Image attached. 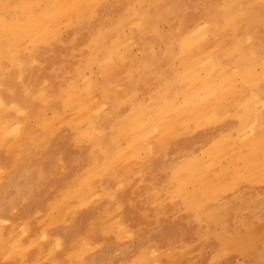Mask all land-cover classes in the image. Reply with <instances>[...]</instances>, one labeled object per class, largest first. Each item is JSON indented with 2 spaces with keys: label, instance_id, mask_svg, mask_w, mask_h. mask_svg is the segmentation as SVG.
Returning a JSON list of instances; mask_svg holds the SVG:
<instances>
[{
  "label": "bare ground",
  "instance_id": "bare-ground-1",
  "mask_svg": "<svg viewBox=\"0 0 264 264\" xmlns=\"http://www.w3.org/2000/svg\"><path fill=\"white\" fill-rule=\"evenodd\" d=\"M66 1L51 0L53 11L48 15L73 18L84 5L96 3L76 0L68 7ZM157 1L158 15L164 18L169 8L165 0ZM25 2L32 12L22 10L24 22L13 24L9 37L14 39L16 29L53 31L52 22L39 26L48 15L37 14L36 0ZM229 2L221 10L209 0L206 18L187 26L185 34L193 44L183 48L182 43L178 59L169 68L129 83L126 77L130 88L119 87L125 95L122 101L139 91L148 99L105 109L106 98L101 96V111L114 118V124L107 126L102 120L99 125L92 113L85 114L92 132L108 137L110 130L115 132L113 138L101 137L95 157H90L84 140L77 137V142H71L59 136L53 142L61 145L60 150L52 146L47 156L53 161L34 162L51 172L47 180H42L44 168L38 172L37 194L44 204L40 209L36 205L34 223L28 213L21 212L39 187L35 179L39 167L18 169L7 176L6 169L9 147L21 164L25 144L31 142L35 149L37 141L25 136V125L8 121V129L17 134L11 139L0 133V261L237 264L243 259L240 264H264V237L258 242L251 238L253 231L264 236V10L260 7L264 0ZM154 5L150 1L147 10L134 6L131 18L146 27L156 15L149 12H154ZM239 18L245 20L244 26L237 22ZM114 39L108 65L117 68L125 63ZM202 59L203 66L197 65ZM19 64L24 71V63ZM91 84L85 94L88 99L96 93L97 85ZM40 95L49 99L52 94L41 89ZM0 104L4 99L0 98ZM49 111L57 109L52 105ZM74 165L82 172L79 179L71 175ZM11 199L16 200L19 215L15 227L6 232L10 216L4 207ZM222 203L227 210L218 209ZM147 216L154 222L146 221ZM253 244H257L258 258L250 253Z\"/></svg>",
  "mask_w": 264,
  "mask_h": 264
},
{
  "label": "rangeland",
  "instance_id": "rangeland-1",
  "mask_svg": "<svg viewBox=\"0 0 264 264\" xmlns=\"http://www.w3.org/2000/svg\"><path fill=\"white\" fill-rule=\"evenodd\" d=\"M75 1L67 0V6L71 7ZM150 1L155 2V9L154 12L152 10L149 12L156 15H153V20L143 27L131 18V10L134 6L147 10ZM165 1V7L169 8V12H165L164 18L158 15L160 5H157L160 1L157 0H93L92 2H96L94 6L84 5L83 10L76 11L73 18H56L54 12L53 15H48L50 10L53 11L49 9L52 7L51 0H36L37 3L33 6L37 14L48 15L39 26L42 28L52 22L53 31L37 28L32 33H23L16 29L13 39L9 37L13 24L24 22L25 15L22 10L32 12V8H28L30 3H26L25 0H0V11L5 10V14L0 15V98L4 99V104H0V118L4 120V123L0 124V133L14 139L17 132L14 133L12 128L8 129V121L18 122L25 125V136L37 141L35 149H32L31 142L25 144L22 152L24 154L19 158L21 164L15 161V150L9 147L7 152L10 162L6 176L18 169L39 167L35 175L39 187L32 196V203L26 204L24 207L27 209L21 212L24 216L28 213L31 222L34 223L37 219L34 211L36 205L38 204L40 209L44 204L41 196L37 194L41 186L38 172L40 168L45 169L46 174L42 180H47L48 174L51 173L45 166L35 165L34 162L53 161L47 157L49 149L52 146L58 150L61 148L58 142L53 141L59 136H66L71 138L69 139L71 142H77L78 137L89 144L90 157H95L101 149V137L113 138L115 132L110 130L109 132H112L110 137L92 132L91 123L85 114L92 113L93 119L99 125L101 120L105 126L114 124V118H111L107 112L101 111L99 107L101 96L106 98L105 101L103 100L107 103L105 109L125 102L130 107L136 100L142 103L143 99H148L149 96L141 91L133 92L126 101L120 100V98L124 99L125 95L119 87L130 88L127 83L139 77H155V71L169 68L178 59V51L181 50L182 43H184L183 48H186L187 44H193L188 34H185L187 26L193 21L206 18L204 10L209 0ZM174 1L178 6L173 3ZM211 1L221 10L230 4V0L221 4L215 3L217 0ZM120 2H123L121 6H119ZM260 7L264 10L262 3ZM8 15L10 18L6 21ZM237 22L244 26L245 20L239 18ZM177 24L180 29L179 26L175 27ZM115 32L118 37H115ZM114 38L118 41V50L125 63V66L121 63V67L117 68L108 65ZM11 52L17 56V60ZM20 61L24 63V71L19 64ZM204 62L205 60L202 59L197 65L203 66ZM123 67H128V71L124 72ZM117 77L121 78V83L115 82ZM126 77L127 83L124 80ZM91 82L94 87L97 85V88L93 97L88 99L85 94L89 92ZM154 87L160 86H152ZM171 87L173 88V85ZM41 89H47L52 94L49 99L40 95ZM52 105L57 109L56 112L49 111ZM127 119L132 118L127 117ZM80 130L84 131L82 134L84 138L79 134ZM29 154L31 156H28ZM23 162L28 164L24 165ZM92 166L91 162L89 168ZM77 169L74 165L71 175L79 179L82 172ZM96 180L99 181L98 178ZM9 202L4 207L10 216V220L5 222L6 232L15 227L19 215L16 200L11 199ZM2 207L0 204V208ZM218 209L227 210L224 203ZM146 221L154 222V219H149L147 216ZM23 236L27 238L29 233ZM261 237H264L262 231H253L251 234L252 241L258 242ZM261 245H264V242ZM256 249L257 244L251 245L250 253L258 258ZM1 254L0 251V256ZM262 254L264 256V252ZM13 261L14 259L6 262L1 260L0 263L12 264ZM242 261L243 259H239L236 263L240 264ZM261 261L264 263V257Z\"/></svg>",
  "mask_w": 264,
  "mask_h": 264
}]
</instances>
